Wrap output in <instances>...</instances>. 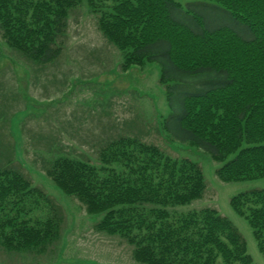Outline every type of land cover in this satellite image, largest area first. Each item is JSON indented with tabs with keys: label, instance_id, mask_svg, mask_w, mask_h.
I'll use <instances>...</instances> for the list:
<instances>
[{
	"label": "trees",
	"instance_id": "16d2710c",
	"mask_svg": "<svg viewBox=\"0 0 264 264\" xmlns=\"http://www.w3.org/2000/svg\"><path fill=\"white\" fill-rule=\"evenodd\" d=\"M80 1L0 0L1 38L45 71L44 65L62 53L69 12ZM109 1L110 10L108 5L100 9L97 24L123 52V65L147 60L160 68L169 107L161 122L166 136L224 161L216 169L223 181L264 175V156L254 165L250 155H264V132L252 134L264 125V0H195L185 5L176 0ZM87 3L96 6L95 0ZM189 53L190 63L184 59ZM74 119L71 131L64 133L50 125L52 139L45 138L43 145L51 157L44 173L89 214H101L97 231L123 237L133 245L132 257L144 264H255L238 228L216 209L174 211L204 195L206 184L197 162L171 158L157 145L120 133L99 146L98 159L113 165L100 177L87 160L59 154L61 136L75 141L82 131L77 126L93 122ZM27 141L36 147L42 143L33 134ZM78 141L79 146L92 145L91 138ZM0 161L3 247L45 252L59 239L64 216L45 196V218L31 226L18 224L8 211L20 210L19 198L25 202L43 192H21L30 185L10 166L13 157L3 154ZM4 183L16 192H1ZM230 204L247 219L264 255V188L233 195Z\"/></svg>",
	"mask_w": 264,
	"mask_h": 264
},
{
	"label": "rangeland",
	"instance_id": "374dc122",
	"mask_svg": "<svg viewBox=\"0 0 264 264\" xmlns=\"http://www.w3.org/2000/svg\"><path fill=\"white\" fill-rule=\"evenodd\" d=\"M95 1L96 6L91 7L87 0H81L80 5L69 12L62 53L53 63L44 65L45 71L37 69L38 64L26 61L0 35V156L13 157L15 162L10 166L16 167L28 181L29 188L21 192H43L24 199L25 202L19 198L16 208L20 210L8 213L17 217L18 224L31 226L39 217L45 218L44 201L45 196H49L64 216L59 239H54L45 252L15 247L7 250L0 240V264H144L132 257L133 245L123 237L97 231L95 223L101 214H89L76 198L65 194L44 173L43 166L51 157L43 145L45 138L52 139L50 125H56L54 128L58 132L71 131L72 116L76 123L93 121L79 124L77 127L82 131L75 139L79 144L78 140L91 138L92 145L79 146L64 134L59 140V144L63 143L59 154L70 153L87 160V165L94 167L100 177L108 175L113 165L98 159L99 146L105 145L107 137L120 133L157 145L171 158L187 157L197 162L206 184L204 195L174 211L216 209L238 228L253 262L264 264V255L259 251L252 227L230 204L233 195L264 188V175L223 181L216 169L224 161L211 159L201 149L177 143L166 136L161 122L169 107L166 87L159 81V66L147 60L142 65H123V52L103 35L97 24L100 9L109 6L110 1ZM176 1L185 5L195 0ZM106 10H110V6ZM177 54L183 61L182 51ZM190 56V53L184 55L188 63ZM125 117L132 121L128 123ZM260 129L254 128L252 134L264 132V125H260ZM32 134L42 142L39 146L36 143L38 147L27 141ZM241 142L242 146L246 145ZM234 155H226V158ZM250 155L254 165L264 156ZM4 184L1 192H16ZM3 227L10 230V226Z\"/></svg>",
	"mask_w": 264,
	"mask_h": 264
}]
</instances>
